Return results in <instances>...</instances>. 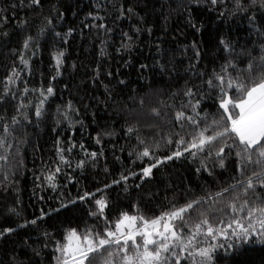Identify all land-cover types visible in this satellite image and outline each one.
Here are the masks:
<instances>
[{"label": "trees", "instance_id": "trees-1", "mask_svg": "<svg viewBox=\"0 0 264 264\" xmlns=\"http://www.w3.org/2000/svg\"><path fill=\"white\" fill-rule=\"evenodd\" d=\"M129 7L134 11L128 12ZM232 8L233 0H218L215 6L210 0H40L39 6L29 0H23L22 6L21 0H0V17H6L0 19V95L5 97L0 101V117L6 118L14 133L6 137L12 147L7 152L0 149V155L8 156L7 161H0V231L14 229L0 237V264H54L55 245L62 241L65 229L103 223L89 216L90 209L95 211L92 198H75L118 180L121 172H137L129 177L127 193L121 181L96 195L107 196L105 214L109 220L117 218L122 210L134 212L135 203L144 214L157 215L170 203L214 193L231 182L236 175L234 156L226 158L224 169L208 161L213 175L196 171L199 158H174L154 168L152 177L141 181L138 170L149 158L141 161L130 152L143 147L137 135L149 145L155 140L163 145V137L181 131L169 102L179 108L183 97L182 93L173 96V90L183 89L185 80L199 83L201 78L193 75L190 65H195L197 72L211 73L213 68L219 71L220 64L229 58L221 38L235 49L231 58L241 67L250 58L237 55L242 49H253V56L258 55V45L264 42L259 36V31H264V10L257 5L247 13L230 15ZM121 9L124 15H120ZM253 14L259 31L249 22ZM47 19L51 25L43 36H38V29L47 24ZM100 24L105 27H96ZM68 28L74 31L65 38ZM27 35L37 38L25 50L31 71L19 59ZM125 42L131 47H122ZM60 49L64 57L57 76L52 53ZM13 67L20 71V78L9 85L11 91L5 94V77ZM49 83L54 93L45 100L44 114L37 119L34 111L39 89H46ZM25 86L29 88L24 94L25 103L32 101L26 109L30 120L18 116L20 123L11 125L21 99L19 93ZM69 101L71 109L66 108ZM152 108H157L159 115L152 113ZM205 109L216 111L214 99L201 101L199 111ZM4 122L0 119V135H4ZM128 125L137 128L127 133ZM102 130L114 135H102L97 144L96 133ZM57 146L64 150L67 163L59 161ZM174 148V144L162 147L156 155H168ZM93 151L98 153L95 167L89 159ZM80 160L86 161L83 168L78 167ZM57 163L61 171L56 174L53 189L46 175ZM136 184L141 186L137 188ZM70 200L75 202L60 207ZM41 210L48 215L40 217ZM34 218H39L35 225L23 223ZM217 264H264V243H244L227 253L219 250Z\"/></svg>", "mask_w": 264, "mask_h": 264}, {"label": "snow or ice", "instance_id": "snow-or-ice-1", "mask_svg": "<svg viewBox=\"0 0 264 264\" xmlns=\"http://www.w3.org/2000/svg\"><path fill=\"white\" fill-rule=\"evenodd\" d=\"M29 2L32 5H40V0H29ZM210 3L215 6L218 0H210ZM22 5L23 0H21ZM257 5L264 10V0H248V4H245L244 0H233L230 15L247 13L250 7L255 8ZM133 11V8H128V12ZM88 15L93 14L88 13ZM120 15H124L123 9ZM96 16L98 17L99 13H96ZM0 19H6V17H0ZM255 21L256 16L253 14L249 17V22L259 31ZM50 25L51 20L47 19V24L38 29V36H43L47 26ZM96 27L104 28L105 26L100 24ZM196 30L199 31L198 28ZM73 31L72 28H68L64 34L65 38ZM108 31L110 32L111 29ZM55 35L61 36V33L56 32ZM124 35L126 36L127 33ZM259 36L264 40V31H259ZM35 39L37 38L31 35L25 36L20 49L19 59L29 71L31 69L29 59L25 58V50L30 48L31 42ZM220 43L229 53V58L220 64L219 71L213 68L211 73H205L203 70L197 72L195 65H190L193 75L201 78L199 83L190 84L188 80H185L183 89L173 90V96L182 93L183 97L179 108H176L171 101L169 102V105L175 109L174 118L181 131H174L163 137V145L159 140L149 145L137 135L136 139L143 147L135 153L130 152V155H134L135 159L141 161L149 158V162L138 170L141 181L152 177L154 168L174 158L186 157L189 160L199 158L200 167L196 171L199 173L203 170L213 175L208 161H214V167L224 169L226 158L234 156L236 175L232 177L231 182L214 193L209 192L203 196L186 199L183 203H170L168 208L159 211L157 215L144 214L139 204L135 203L132 205L134 212L122 210L117 218L109 220L105 214L109 204L107 196L99 195L96 198V195L104 192L111 185H119L121 181L124 182L123 190L127 193L129 177H135L137 172L128 171L127 175L121 172L118 180H112L110 184H104L94 192L85 191L83 195L75 198L80 201L92 198L95 211L90 209L89 216L101 219L103 223L85 226L82 229L77 227L65 229L62 241H57L55 245L57 255L53 257L54 264H217L219 250L227 253L244 243H264V42L258 45L256 56L252 54L253 49H242L237 54L246 58L250 57L244 67L231 58L235 49L231 48L223 38ZM192 46L195 49L196 43L193 42ZM36 47H39L38 43ZM122 47L130 48L131 44L125 42ZM199 56L197 49V59ZM63 57V49L52 53L57 76L60 75ZM161 67L163 68V65ZM204 76H207V79H203ZM19 78L20 71L13 67L10 74L5 77L7 81L3 89L5 94L11 91L9 85L15 84ZM205 85L207 87L201 91L200 89ZM28 91L27 86L20 91L21 99L16 105L15 115L11 117V125L20 123L18 116L25 121L30 120L26 109L32 101L28 100L25 103L24 99V94ZM53 93L51 83L46 89H39L40 99L36 102L34 111L37 119L44 114L45 100ZM12 95L13 99H16L14 92ZM4 99L5 97L0 95V101ZM206 99H214L215 112L209 113L207 109L203 112L199 111L201 101ZM66 108H72L71 101ZM185 109H190V112ZM57 110L60 111V106ZM151 112L159 115L157 108H152ZM63 115L65 119L68 118L67 111ZM0 119H5L4 135H0V149L7 152L12 147V142L6 137L14 133L10 131L6 118L0 117ZM56 123L60 121L56 120ZM136 128V125H128L127 133H132ZM102 135L111 136L114 132L102 130L96 133L97 144L100 143ZM174 136L177 138L174 139ZM173 144L175 148L170 149L168 155H156L157 150L162 147L168 148ZM81 148L83 150V145ZM67 151H71V146ZM56 152L61 163L68 162L62 148L57 146ZM102 154L101 151L100 155ZM97 155L96 151L90 154L89 159L93 167L96 166ZM7 160V155H0V161ZM85 163V160H80L78 167L83 168ZM251 168L255 170H250ZM60 171L59 163H57L55 168L50 169L46 175L53 189L56 188L54 183L56 174ZM140 186V184L135 185L137 188ZM74 202V200L67 201V204L62 203L60 207L64 208ZM49 211L52 210L49 209ZM47 215V212L41 210L40 217ZM37 219L39 218L25 220L23 223L35 225ZM13 231V228L6 227L0 231V237ZM44 235L47 236L48 233Z\"/></svg>", "mask_w": 264, "mask_h": 264}]
</instances>
